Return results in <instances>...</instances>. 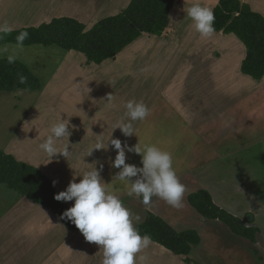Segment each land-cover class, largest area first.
Returning a JSON list of instances; mask_svg holds the SVG:
<instances>
[{
	"label": "crops",
	"instance_id": "0c3cea01",
	"mask_svg": "<svg viewBox=\"0 0 264 264\" xmlns=\"http://www.w3.org/2000/svg\"><path fill=\"white\" fill-rule=\"evenodd\" d=\"M131 1L0 0V24L14 31L65 17L89 30L100 20L121 13ZM238 1L264 18V0ZM197 3L213 10L218 0H174L160 35L142 33L98 64L79 51L55 44H0V48H10L0 59L14 50L53 56L51 63H40V67L37 61L17 56L39 79L40 87L0 92V151L39 170L57 194L71 181L78 183L84 172L96 169L106 188L132 212L134 226L152 213L177 232L195 230L200 241L192 245L188 257L198 264H210L208 257L214 250L206 237L216 229L236 242L235 262L244 255L251 264H264V200L257 196L264 191L257 187L264 181V79L242 72L246 48L235 34L214 31L203 37L195 31L187 8ZM109 94L113 97L110 104ZM127 100L144 102L149 109L147 118L131 121L125 116ZM59 119L70 122L71 135L56 144L58 151L68 148V158L59 153L49 157L40 149L50 125ZM119 120L131 123L134 134L125 136L114 128ZM146 135L150 144L174 157L173 168L185 186L183 207L177 211L158 196L144 205L142 197L129 195L131 182L140 174L127 183L117 179L120 169L113 167L117 150L110 139L118 138L122 147L128 146V164L133 158L128 148L148 144ZM101 140L105 147L95 149ZM201 145L215 147L212 160L231 161L227 171L226 162L221 166L216 184L224 193L229 188L243 192L237 202H226L210 188L209 157L191 164L195 154L201 155ZM141 161L139 157L142 167ZM185 164L189 167H182ZM253 181L254 187L250 186ZM198 190L207 191L217 206L245 226L255 227L254 242L232 233L221 221L200 215L187 199ZM4 196L7 201L0 202V264H102V247L86 241L80 230L69 229L50 208L0 183V198ZM63 202L68 209L74 204ZM137 214L141 222L135 220ZM188 218L197 223L189 226ZM184 259L152 239L137 254V264H186Z\"/></svg>",
	"mask_w": 264,
	"mask_h": 264
},
{
	"label": "trees",
	"instance_id": "16d2710c",
	"mask_svg": "<svg viewBox=\"0 0 264 264\" xmlns=\"http://www.w3.org/2000/svg\"><path fill=\"white\" fill-rule=\"evenodd\" d=\"M174 0H132L121 13L104 18L89 30L70 18H55L38 27L21 28L0 33V44H17L21 32L28 37L22 45H58L66 50H76L85 55L89 62L101 63L114 57L121 49L142 33L161 34L167 25L168 12ZM215 31L233 33L245 45L246 57L242 62L243 73L256 79H264V18L238 0H218L213 8ZM20 76L26 82L20 83ZM39 79L21 62L9 63L8 58L0 59V92L18 89H39ZM0 183L6 184L20 195L50 208L69 228L79 230L68 218H61L68 209L63 201H57V194L47 177L39 170L16 161L0 151ZM189 204L203 217L217 219L229 230L254 242L258 231L247 227L242 221L217 206L211 195L198 190L188 195ZM141 235L147 234L152 240L174 254L184 255L186 264H198L188 257L192 245L198 244L199 235L195 230L175 231L160 217L148 213L142 224L135 226Z\"/></svg>",
	"mask_w": 264,
	"mask_h": 264
},
{
	"label": "clouds",
	"instance_id": "9594fccd",
	"mask_svg": "<svg viewBox=\"0 0 264 264\" xmlns=\"http://www.w3.org/2000/svg\"><path fill=\"white\" fill-rule=\"evenodd\" d=\"M187 17L191 18L195 31L201 36L210 37L214 33L215 15L211 8L199 3L193 4L187 8ZM9 30L6 23L0 24V33ZM27 37V32H21L16 38L17 45L22 46ZM8 61L13 63L15 57L8 56ZM19 80L21 84L26 82L24 76H20ZM112 99V95L109 94L108 104ZM123 107L126 109L125 116L130 117L131 121H143L149 115V109L142 101L127 100ZM69 124V120L59 119L50 125V134L40 144V149L49 157L58 153L65 158L69 157L70 152L67 147L63 151H58L56 146L60 138L71 135L68 131ZM114 128H119L125 136L134 134L132 124L124 123L123 120H119ZM110 144L117 150L113 162V167L120 169L117 179L127 183L140 174V178L131 182L129 195L142 197L141 202L144 205H148L153 196H158L174 208L183 207L185 186L180 182L173 168L171 153L148 144L143 147L138 145L134 149L128 148L129 151H135L142 156L143 167L138 168L125 163L127 145L122 147L118 138L110 139ZM104 147L101 140L94 148ZM53 183L55 184V181ZM54 198L57 201H74L73 206L67 209L61 218L70 219L86 241L102 247V264H137V254L151 243V237L147 234L141 235L134 226L132 212L117 195L106 188L96 169L84 172L78 183L71 181L67 189L56 194ZM141 219L140 215L135 216L137 222H141Z\"/></svg>",
	"mask_w": 264,
	"mask_h": 264
},
{
	"label": "rangeland",
	"instance_id": "374dc122",
	"mask_svg": "<svg viewBox=\"0 0 264 264\" xmlns=\"http://www.w3.org/2000/svg\"><path fill=\"white\" fill-rule=\"evenodd\" d=\"M54 46H56V45H54ZM56 47H58V46H56ZM0 49H1L0 50V54L1 55H5V54L7 55L8 53L4 52V51H6V50H8L10 48L7 47V48H0ZM10 54L11 55H15L16 56L15 60L19 61V62H21L22 59L20 60L19 58H17V56H23V57L28 58V60L37 61V62H35L36 67H40L41 66L40 63L48 64V63H51L52 60H53V56H49V55H46V54L42 55L41 52L38 55V52H36V50H35L34 53H32L31 50H29L28 53L18 52L17 50H14ZM236 85H239V84H236ZM0 108H3V107L0 105ZM10 117L11 118H16L17 114H10ZM146 139H147V141L145 143H148V145H153V144H150L151 143L150 141H148V139H149L148 135L145 136L144 140H146ZM135 147L136 146H131L130 148L134 149ZM200 147L202 149L201 155H196L195 154L194 161H191V164L192 165L199 164L198 163V158H200V157H203L204 161H205L206 157H209L211 159L210 164H209V173H208V182H210L209 183L210 188H213L216 191V193H217L216 196H219L220 198L224 199L226 202H230V203L237 202L236 198L238 196H241L243 194V192H235L234 188H229V190H225L226 193H224L219 188V184H216V182L218 180V177H219V174H220V168L223 165V163L226 162V161H223V160H212V158H213V149L215 148L214 146L201 145ZM129 153H130V156L133 157V158H129L128 164L129 165H134V166L140 168L141 166L139 165V157L142 159V156L140 154L135 153V151H129ZM9 156H11V155H9ZM172 159H174V157H172ZM230 162L231 161H228V160L226 162V165H225L226 166V169H225L226 171L229 168L228 165L230 164ZM182 167L188 168L189 165L185 164ZM115 170H119V169L116 168ZM247 180H249V179H247ZM236 183L237 184L239 183L237 179H236ZM253 184H254V181L252 183H250V186L254 187ZM257 187H264V181H261L258 184ZM257 196L258 197H262L263 200H264V191H263V194H259ZM3 200L7 201L6 196L0 198V202L2 204H4ZM241 204L244 205V201H242ZM185 205H187V204H185ZM174 211H177V209L174 210ZM185 213H186L187 216L190 215L188 210H186V209H185ZM176 216H178V213H177ZM187 220H188L189 226L190 225H194L195 223H197V220L194 219V218H192V219L188 218ZM203 235H204V233H203ZM206 239L208 240V243L210 241L211 245L213 244L212 248L214 250L213 253L209 254L210 257H208V263H210V264H251V261H249V258L245 257L244 255L241 256L240 261H238V258H237V261L235 262V260H236V258H235V252H236L235 251V244H236V242L232 241V239H233L232 236H228V235H226L224 233H221L218 229H216V231H214V233L212 235L206 237Z\"/></svg>",
	"mask_w": 264,
	"mask_h": 264
}]
</instances>
